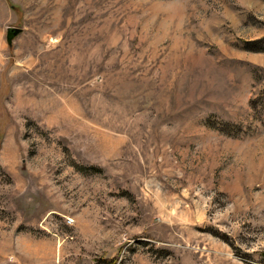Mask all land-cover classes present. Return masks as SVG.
Here are the masks:
<instances>
[{
    "label": "rangeland",
    "instance_id": "rangeland-1",
    "mask_svg": "<svg viewBox=\"0 0 264 264\" xmlns=\"http://www.w3.org/2000/svg\"><path fill=\"white\" fill-rule=\"evenodd\" d=\"M0 264H264V0H0Z\"/></svg>",
    "mask_w": 264,
    "mask_h": 264
},
{
    "label": "water",
    "instance_id": "water-1",
    "mask_svg": "<svg viewBox=\"0 0 264 264\" xmlns=\"http://www.w3.org/2000/svg\"><path fill=\"white\" fill-rule=\"evenodd\" d=\"M20 32L19 29H16V28H10L9 31H8V42H11L12 39L18 35Z\"/></svg>",
    "mask_w": 264,
    "mask_h": 264
}]
</instances>
